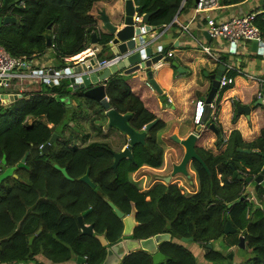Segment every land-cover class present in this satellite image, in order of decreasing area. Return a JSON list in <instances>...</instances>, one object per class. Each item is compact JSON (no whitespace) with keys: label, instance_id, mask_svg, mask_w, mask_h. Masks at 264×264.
<instances>
[{"label":"trees","instance_id":"16d2710c","mask_svg":"<svg viewBox=\"0 0 264 264\" xmlns=\"http://www.w3.org/2000/svg\"><path fill=\"white\" fill-rule=\"evenodd\" d=\"M14 1L0 0V17L16 19L0 25V45L14 57L32 58L43 53L47 46L42 34L48 25L56 58L79 54L85 49L89 33L96 34L97 25L89 11L99 0H19L8 6ZM136 1L140 14L151 13L150 25L164 27L173 22L183 0ZM196 1L184 0L183 7L195 6ZM243 1L220 3L226 6ZM254 25L264 37V13L255 17ZM106 40L101 34L100 43ZM227 58L222 56L221 63H227ZM228 75L234 77L238 73L230 71ZM68 84L65 79L54 85L42 83L40 90L29 98L24 96L0 105V168H15L28 153L25 166L15 168L17 179L10 183L5 178L0 183V263H25L41 254L53 262L86 257V264H102L107 248L123 238L122 218L116 215L111 202L123 215L135 210L137 225L129 238L170 235V240L158 245L168 259L159 264H232L225 252L234 246L250 253L238 264H264V181H244L245 177L258 175L264 165V128L251 142L243 141L238 130H232L224 142L218 129L217 144L226 143L225 150L218 155L195 147L204 164L196 159L189 161L198 183L195 192L178 182L155 183L143 189L130 176L142 166L161 167L164 150L157 141V133L165 123L145 108L120 75L111 76L105 87L111 108L130 114L128 124L136 131H143L147 123L156 120L144 143L133 145V159L120 160L114 170L113 151L107 142L69 145L63 129L73 122V113L62 98H72L75 92ZM77 94L82 96L81 92ZM30 116L36 119L27 124L25 120ZM54 133L56 139L43 152L40 146ZM238 148L250 152H239ZM55 164L65 167L72 179H66ZM87 169L93 188L78 180ZM23 172L25 176L20 175ZM234 172L237 175L233 178ZM248 185L252 191L246 192ZM89 207L92 210L82 221L93 224V234L84 235L77 217ZM227 221L236 229L235 233L224 234ZM39 229L41 232L35 236ZM96 235H104L107 245L103 246ZM182 237L193 240L185 242ZM241 237L244 242L240 248ZM192 247H199L202 252L197 253ZM120 264H152L151 254L138 249L127 253Z\"/></svg>","mask_w":264,"mask_h":264},{"label":"crops","instance_id":"0c3cea01","mask_svg":"<svg viewBox=\"0 0 264 264\" xmlns=\"http://www.w3.org/2000/svg\"><path fill=\"white\" fill-rule=\"evenodd\" d=\"M183 2L184 0L171 24L157 27L147 34L151 38L148 42L152 41V51L155 54L161 53L163 56H168L170 52V57L176 63V66H174L172 63L160 60L153 66L152 77L159 86L160 92L155 91L149 85L145 74L141 71H135L128 75L117 73L129 85L132 92L139 97L145 108L165 123V126L157 133V141L164 150L161 167L142 166L130 176L134 182L139 183L142 181L143 183L148 181V177L143 175L135 178L136 174L138 172L152 173L153 177L150 179V187L155 183L161 182L180 183L178 178L166 177L169 168L171 172L174 165H178L181 162L185 153L184 147L174 140V136L179 139H185L190 133L197 132L195 147L203 148L214 155H218L226 147V143L217 144L218 129L223 139H227L232 130H238L243 141L251 142L260 136L261 130L264 128V85L259 87L256 81L257 77L264 79V37L262 45L259 44L255 50L251 49V43L230 45L221 39L211 37L208 39L204 35V31L207 30L205 15L195 13L194 6L191 4L183 7ZM263 2L264 0H245L235 6L224 5L220 10L210 12L209 15L227 17L233 14H245L249 11H263ZM133 4L136 6L138 2L133 0ZM123 5V0H99L93 3L89 15L96 22V39L98 40L94 44L95 38L93 39L91 35L95 33L90 32L85 41V49L98 48L97 55H101L104 58L112 56L109 49H102V44L99 41L100 35L106 32L100 17L101 13L104 12L110 22L117 25L118 29H120L123 27V23L119 22V15L123 13ZM142 15L138 12L134 14V17L141 16L142 19ZM204 46L210 47L211 55L203 50ZM85 49L75 56L67 57L73 60L67 62L64 60L65 58L55 57L52 45L47 47L43 53L29 58L28 60L31 64L29 68L38 69L43 73H50V70L60 72V70L76 64L80 58L84 57L86 54ZM225 55L228 56L226 62L235 66L234 71L238 75L233 77L234 82L231 84V88L224 91H221V88H217L212 99V102L217 104L216 109H205L203 124L197 127L192 123L195 103L199 99H206L211 88L210 75L216 73L222 56ZM63 62L65 65H63ZM20 71L23 73L27 72V70ZM61 79L68 81V85L71 88L72 80L69 76L63 74L59 82ZM42 83L45 82L41 78L22 79L21 82L15 85L16 90L14 91H16V94L21 95L20 98L25 96L27 99L30 94L37 93L40 90ZM71 90L75 92L74 97L71 98L66 95L62 98L73 113V122H70V126L64 129V135L69 139V145L80 147L92 141H105L109 144L110 136L106 128L108 120L105 117L104 109L97 102L92 104L87 102L84 97L77 94L79 91H75L72 88ZM259 91L263 104L252 106L259 99L257 98ZM249 105L252 107L248 114L237 110L238 106ZM101 116L103 121L98 120ZM35 119V117L30 116L25 121L27 124H31ZM48 126H51V124H48ZM125 141L127 144V136L122 133L121 138L118 140V145H120L118 151L123 150L126 145L124 144ZM175 145L179 147L180 156L177 158L178 155H175L174 160L170 161L167 152L174 151ZM4 168L5 166L0 168V172ZM11 168L12 178L15 180L18 177V174L15 173V168L17 167ZM186 170L187 175L185 176L189 178L186 184L195 192L198 189V183L190 162L187 163ZM191 174L194 175L193 178H191ZM174 175L172 174V176ZM5 178H9V176L0 178V183ZM167 179L168 181H166ZM186 184L182 186L188 190ZM249 191H252V186L250 185L246 186V192ZM35 236L33 237L35 238ZM126 238L129 237L123 236L121 240ZM198 248L192 247L197 253L200 251H197ZM35 259L34 261L14 264H83L78 262L77 258L64 262H53L41 254L37 255Z\"/></svg>","mask_w":264,"mask_h":264},{"label":"water","instance_id":"95a60500","mask_svg":"<svg viewBox=\"0 0 264 264\" xmlns=\"http://www.w3.org/2000/svg\"><path fill=\"white\" fill-rule=\"evenodd\" d=\"M19 0H15L13 3H9L8 6L17 3ZM123 13L119 15V22L123 23V27L118 29V26L111 23L104 12L101 13V21L105 33H102L107 39L106 42L102 43V49H109L112 56L121 55L123 56L119 61L110 65L109 67H100L99 62L104 58L101 55H97L98 52L84 59L83 62H77L76 64L66 67L60 70L61 74L67 75L72 80L71 88L75 91L81 92V97H86L94 102L99 103V105L104 109L105 117L108 120V127L116 128L120 132L127 136L128 143L125 145L123 150L118 152H112L113 154V164L112 168L116 170L117 165L122 159H133L132 147L135 143H144V137L147 131L156 123V120L147 123L143 127V131L134 130L129 124L128 120L131 117L130 114H120L114 108L110 107L107 95H106V81L109 77L115 74L128 75L135 71H141L145 74V77L149 85L157 92H160L159 86L155 83L152 77V68L160 60L167 61L176 66L170 56H163L161 53L155 54L151 48V42H148L151 38L148 37V33L155 30L157 26H152L148 24V19L151 13H144L142 19L139 23L134 21V14H137L140 10L139 5H134L133 0H123ZM15 17H0V25L14 22ZM51 25H48L46 30L43 32V37L45 39V44L47 47H51L52 34ZM204 35L209 39L210 35L208 31H204ZM91 37L94 39L93 43L96 44V34H92ZM233 45V44H232ZM257 41L251 42V49L255 50L258 47ZM225 69V65L220 63L215 74L210 75L211 88L205 99L206 103L211 102L213 96L218 88L219 78ZM53 70H50L52 73ZM104 81V82H103ZM2 98L9 102H12L21 97L19 94H3ZM263 104L262 99H258L252 106ZM252 106H238L237 110L245 114H248ZM57 135L54 133L48 142H46L41 150L46 153L50 144L56 139ZM174 140L180 143L184 149L185 153L178 165H174L172 174L182 173L187 175L186 165L191 159H196L203 164V161L197 154L195 150L196 135L190 133L185 139H179L176 136L173 137ZM239 152L249 153V149H237ZM28 153L21 158V160L16 164L17 168L25 166V161ZM264 158V155H263ZM204 165V164H203ZM55 167L61 171L63 176L71 180L72 178L68 175L65 167H60L55 164ZM87 169L85 174L78 178L79 181L90 185L92 188L95 187L94 183L90 180ZM237 172L233 173V178L236 177ZM242 178L241 176H238ZM168 181V179L166 180ZM244 181L247 183L255 182L261 183L264 181V165L261 171L255 177H245ZM110 206L115 211L116 215L122 218L123 230L122 236L129 237L132 234L133 228L137 225L135 220V210L128 215H123V213L115 207L111 202ZM92 210L91 207L82 211L77 217V221L80 225L81 233L84 235L93 234V224L86 225L83 223L82 218L87 215ZM41 229L38 230L36 234H39ZM236 229L231 225L229 221L226 222L224 227V234L235 233ZM96 238L103 245H107V240L104 235H96ZM34 237H30L29 243L32 242ZM170 240V235L168 233L156 234L152 237L142 240H135L132 238H126L121 240L110 247L107 248L105 259L102 264H120L121 259L132 251L141 249L147 251L151 254L152 264H159L161 261H167L168 259L163 255L157 248V246L163 242ZM182 241H192L193 238H181ZM244 238L241 237L239 240L238 247H243ZM231 258V254H229ZM77 261L80 263L84 262L83 258L78 257Z\"/></svg>","mask_w":264,"mask_h":264},{"label":"built area","instance_id":"2783aa9c","mask_svg":"<svg viewBox=\"0 0 264 264\" xmlns=\"http://www.w3.org/2000/svg\"><path fill=\"white\" fill-rule=\"evenodd\" d=\"M221 0H197L194 6V11L197 14L205 15L206 18V29L211 38L221 39L230 45L245 44L251 43L252 41H257L258 44L262 45L263 37L260 34L259 29L254 25V19L257 15L263 14V11H249L245 14H233L227 17H220L218 15H209V13L220 10L224 5H221ZM236 4L226 5V6H235ZM134 21L139 23L141 21V16H135ZM203 50L211 55L210 47L204 46ZM98 48H86L85 56L80 58L77 62H83L85 58L91 57L96 54ZM168 56H171V53H168ZM123 56L113 55L108 58H103L99 62L100 67H109L110 65L119 61ZM29 58L25 56L14 57L9 54L1 45H0V87L6 88L11 87L10 93H5L0 91V105L9 104L5 101L1 95L3 94H16L15 85L18 82H21L22 79H35L41 78L46 84L54 85L59 82V79L63 74L58 72L53 73H43L38 69L29 68ZM65 61H73L72 58H65ZM77 60V59H75ZM74 60V61H75ZM225 69L222 75L219 78L218 88H223L234 82V78L228 75V72L234 71L235 66L232 63H225ZM20 70H27L26 73L21 72ZM241 73V72H240ZM257 84L259 87L264 85L263 78H256ZM257 98H261L260 91L257 93ZM205 109L215 110L216 104L211 102L206 103L205 99H199L195 103V109L192 116L193 125L203 124V116ZM196 137L198 136L197 132H193ZM224 142L226 138L223 139ZM43 146V145H42ZM40 146V148L42 147ZM83 264H86L85 259L83 258Z\"/></svg>","mask_w":264,"mask_h":264},{"label":"rangeland","instance_id":"374dc122","mask_svg":"<svg viewBox=\"0 0 264 264\" xmlns=\"http://www.w3.org/2000/svg\"><path fill=\"white\" fill-rule=\"evenodd\" d=\"M108 56H110V55H108ZM11 85L9 86V87H6V88H1L0 87V91H3V92H5V93H10L11 92ZM103 117L101 116L100 117V119H98V120H100V121H103V120H101ZM197 127H199V126H201V125H196ZM106 128H107V130H108V135L110 136V140H109V144H110V147H111V149L114 151V152H116V151H118V149H119V146L120 145H118V140L121 138V135H122V132H120L119 130H117V129H115V128H110V127H108V126H106ZM61 129V126H59L58 127V130H60ZM64 130V129H63ZM172 138V137H171ZM179 150V147H177V145H175L174 146V151L173 150H171V151H168L167 153H168V157H169V160L170 161H173L174 160V158H175V155H178L177 156V158H179V156H180V151H178ZM175 152V153H174ZM150 173V172H149ZM145 173V172H143V173H141V172H138V174H136V176H135V178H138V177H140V176H143V175H145L146 177H148V181L147 182H143L142 183V181H140L139 183L137 182H135L139 187H141V188H143V189H147V188H149L150 187V184H151V178L153 177V174L152 173ZM172 171L170 172V168H169V171L167 172V176L166 177H168V176H171V178H178L179 179V181H180V185L182 186V185H184V184H186L187 183V181L189 180V178L187 177V176H185V175H183V174H176V175H174V176H172ZM12 168L11 167H5L4 169H3V171H1L0 172V178H4V177H8L9 176V182L11 183V182H13V178H12ZM21 176H25L26 174H24V172L22 173V174H20ZM160 177H162V176H160ZM194 177V175L193 174H191V178H193ZM186 186L188 187V191H190V192H193V189L191 188V187H189V185L188 184H186ZM194 187V186H193ZM186 193H188L187 191H186ZM235 236V235H234ZM226 237H228V236H226ZM230 238H232V236H230L229 237V239ZM190 244L193 246V245H195V243H193V242H190ZM196 246V245H195ZM197 248V247H196ZM200 250V251H199ZM197 251H199V253H201L202 252V249H200V248H198V250ZM225 253H228V255L229 254H231V258H230V260L232 261L231 263L232 264H238L241 260H244V259H246L248 256H250V253L248 252V251H246V250H242V249H238L236 246H234V248L232 247V248H229L228 249V251L227 252H225ZM227 264H229V262H227Z\"/></svg>","mask_w":264,"mask_h":264}]
</instances>
